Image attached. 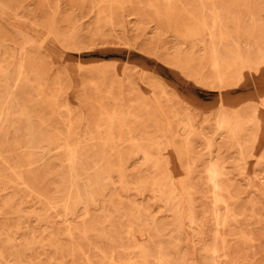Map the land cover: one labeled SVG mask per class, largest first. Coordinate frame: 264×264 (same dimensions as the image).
Segmentation results:
<instances>
[{
  "label": "rangeland",
  "instance_id": "obj_1",
  "mask_svg": "<svg viewBox=\"0 0 264 264\" xmlns=\"http://www.w3.org/2000/svg\"><path fill=\"white\" fill-rule=\"evenodd\" d=\"M0 264H264V0H0Z\"/></svg>",
  "mask_w": 264,
  "mask_h": 264
},
{
  "label": "bare ground",
  "instance_id": "obj_2",
  "mask_svg": "<svg viewBox=\"0 0 264 264\" xmlns=\"http://www.w3.org/2000/svg\"><path fill=\"white\" fill-rule=\"evenodd\" d=\"M199 2H201V1H199ZM198 3V2H197ZM111 4V3H110ZM212 5V4H211ZM202 6H201V4H200V8H201ZM216 10V9H215ZM213 11V10H212ZM217 11V10H216ZM205 12V11H204ZM217 14H218V12H217ZM212 15V14H211ZM189 16H191V15H189ZM189 16H187V17H189ZM213 16V15H212ZM219 18V17H218ZM213 19V18H212ZM213 20H215V18L213 19ZM219 20V19H218ZM191 21V20H190ZM195 22H196V19L194 20ZM217 21V20H216ZM182 23V22H181ZM190 24V23H189ZM204 24H206V23H204ZM199 25H200V23H199ZM185 29H186V27H184ZM194 28V27H193ZM216 64V63H215ZM216 66V65H215ZM217 69V68H216ZM29 164V163H28ZM213 167V166H212ZM211 171V170H210ZM210 171H209V173H210ZM215 172V171H214ZM213 173V172H212ZM211 173V174H212ZM217 173V172H216ZM215 173V174H216ZM216 176V175H215ZM209 180V179H208ZM210 181H211V179H210ZM213 182V181H212ZM209 183H211V182H209ZM215 184V183H214ZM213 185V184H212ZM217 186V185H216ZM214 188V187H213ZM214 198V197H213ZM217 198V197H216Z\"/></svg>",
  "mask_w": 264,
  "mask_h": 264
}]
</instances>
